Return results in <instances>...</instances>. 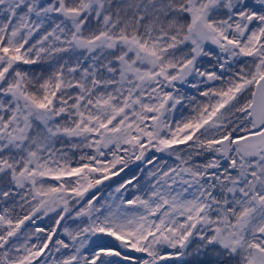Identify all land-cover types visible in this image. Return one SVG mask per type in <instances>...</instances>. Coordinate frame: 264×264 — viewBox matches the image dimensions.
<instances>
[{
	"label": "snow or ice",
	"instance_id": "1",
	"mask_svg": "<svg viewBox=\"0 0 264 264\" xmlns=\"http://www.w3.org/2000/svg\"><path fill=\"white\" fill-rule=\"evenodd\" d=\"M0 264H264V0H0Z\"/></svg>",
	"mask_w": 264,
	"mask_h": 264
}]
</instances>
